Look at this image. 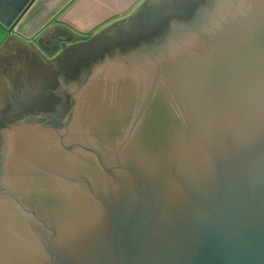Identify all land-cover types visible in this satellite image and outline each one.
I'll use <instances>...</instances> for the list:
<instances>
[{
    "label": "water",
    "instance_id": "water-1",
    "mask_svg": "<svg viewBox=\"0 0 264 264\" xmlns=\"http://www.w3.org/2000/svg\"><path fill=\"white\" fill-rule=\"evenodd\" d=\"M154 32L0 127V264H264V0Z\"/></svg>",
    "mask_w": 264,
    "mask_h": 264
},
{
    "label": "rangeland",
    "instance_id": "rangeland-1",
    "mask_svg": "<svg viewBox=\"0 0 264 264\" xmlns=\"http://www.w3.org/2000/svg\"><path fill=\"white\" fill-rule=\"evenodd\" d=\"M204 1L151 0L145 15L140 16L136 22L124 25L115 32L111 31L110 36L72 47L74 50L70 54V61H62V56L45 60L38 51L28 46L6 50L0 56V127L13 123L25 124L36 118L42 119V114L52 112L54 109L51 110V106L58 105V98H63L61 95L63 91L55 93V86L59 84L66 88L73 86L78 76V68L83 62L94 63L96 59L101 61L106 52L120 44L152 37L154 31L164 25L169 18L181 19L186 16L187 10L192 7L199 8V4H203ZM86 54L92 59L87 56L85 60ZM86 66L87 64L83 65ZM47 93H50L48 102L44 100L36 111L30 108L36 98H42Z\"/></svg>",
    "mask_w": 264,
    "mask_h": 264
},
{
    "label": "crops",
    "instance_id": "crops-1",
    "mask_svg": "<svg viewBox=\"0 0 264 264\" xmlns=\"http://www.w3.org/2000/svg\"><path fill=\"white\" fill-rule=\"evenodd\" d=\"M150 1L0 0V56L6 50L28 46L49 60L60 41L68 43L67 50L73 49L136 22ZM39 42L51 55L39 48Z\"/></svg>",
    "mask_w": 264,
    "mask_h": 264
},
{
    "label": "flooded vegetation",
    "instance_id": "flooded-vegetation-1",
    "mask_svg": "<svg viewBox=\"0 0 264 264\" xmlns=\"http://www.w3.org/2000/svg\"><path fill=\"white\" fill-rule=\"evenodd\" d=\"M72 51H73V49H69V50H67V49H65V50H59L55 55H53V57H51V59H53V58H58V57H60V56H62L61 57V59H62V61L64 60H66V61H70V54L72 53ZM85 56V60H87L86 58H87V54L86 55H84ZM88 58L89 59H92V57H90V56H88ZM60 59V58H59ZM46 60H48V59H46ZM89 62L90 61H85V62H83V64H81L80 65V69H82V66L83 65H85V64H89ZM74 64H76V62H73ZM77 69V68H76ZM49 94L50 93H47L44 97H38V98H36V100H35V102H32V105L33 106H30V108H32V109H35L34 111H36V110H38V109H36V108H38L39 107V105L41 106V103L45 100L46 102H48V100H49ZM59 99V101H58V105H50L51 106V110H53V112L51 113V114H48V113H50V112H45L44 114L45 115H47V116H45L44 115V118H43V120H45V121H48V117H53V119L54 120H59L60 119V117L62 116L64 119H65V117H64V115H63V113H66L69 109H70V104H71V102H70V98L68 99V100H64L63 98H58ZM50 106H48V107H50ZM47 110H50V109H47ZM46 110V111H47ZM60 110V111H59ZM55 111H57L56 113H55ZM62 111V112H61Z\"/></svg>",
    "mask_w": 264,
    "mask_h": 264
}]
</instances>
